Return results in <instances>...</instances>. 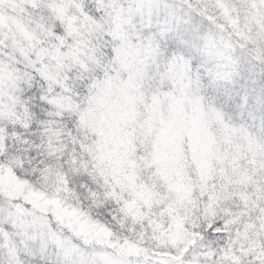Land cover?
I'll list each match as a JSON object with an SVG mask.
<instances>
[{
  "label": "snow or ice",
  "instance_id": "snow-or-ice-1",
  "mask_svg": "<svg viewBox=\"0 0 264 264\" xmlns=\"http://www.w3.org/2000/svg\"><path fill=\"white\" fill-rule=\"evenodd\" d=\"M0 264H264V0H0Z\"/></svg>",
  "mask_w": 264,
  "mask_h": 264
}]
</instances>
